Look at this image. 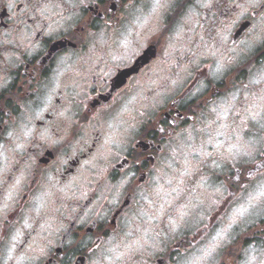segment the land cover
Instances as JSON below:
<instances>
[{"label": "clouds", "instance_id": "1", "mask_svg": "<svg viewBox=\"0 0 264 264\" xmlns=\"http://www.w3.org/2000/svg\"><path fill=\"white\" fill-rule=\"evenodd\" d=\"M0 264H264V0H0Z\"/></svg>", "mask_w": 264, "mask_h": 264}, {"label": "flooded vegetation", "instance_id": "2", "mask_svg": "<svg viewBox=\"0 0 264 264\" xmlns=\"http://www.w3.org/2000/svg\"><path fill=\"white\" fill-rule=\"evenodd\" d=\"M131 67H134V65L131 66ZM119 71H120V72H130L131 69H130V67H125V68H121V69H119ZM117 74H119V73H117ZM131 74H132V75H135V72H132Z\"/></svg>", "mask_w": 264, "mask_h": 264}]
</instances>
